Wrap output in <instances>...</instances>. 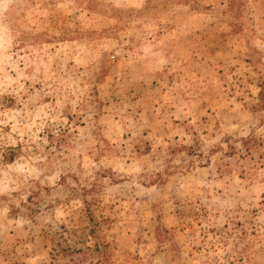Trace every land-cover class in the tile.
Returning a JSON list of instances; mask_svg holds the SVG:
<instances>
[{
  "label": "rangeland",
  "instance_id": "1",
  "mask_svg": "<svg viewBox=\"0 0 264 264\" xmlns=\"http://www.w3.org/2000/svg\"><path fill=\"white\" fill-rule=\"evenodd\" d=\"M263 89L264 0H0V264H264Z\"/></svg>",
  "mask_w": 264,
  "mask_h": 264
},
{
  "label": "trees",
  "instance_id": "2",
  "mask_svg": "<svg viewBox=\"0 0 264 264\" xmlns=\"http://www.w3.org/2000/svg\"><path fill=\"white\" fill-rule=\"evenodd\" d=\"M260 97H261V100H262V104H263V107H264V89L262 90L261 94H260ZM91 219V222H93V218H90ZM99 253H100V257H101V260L105 258V253L101 252L99 250Z\"/></svg>",
  "mask_w": 264,
  "mask_h": 264
}]
</instances>
